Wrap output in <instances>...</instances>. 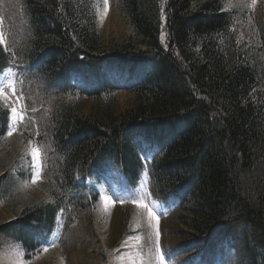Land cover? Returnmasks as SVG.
<instances>
[{
    "label": "trees",
    "instance_id": "obj_1",
    "mask_svg": "<svg viewBox=\"0 0 264 264\" xmlns=\"http://www.w3.org/2000/svg\"><path fill=\"white\" fill-rule=\"evenodd\" d=\"M110 4L126 23L117 41L100 36L99 0H20L26 32L15 35L8 54L0 46V71L12 55L40 68L32 82L24 75L19 79V96L26 103V94H32L43 103L30 124L49 134L53 154L44 177L49 200L22 205L13 220L0 225V235L12 237L26 254L36 253L34 235L48 230L58 212L69 221V210L82 205L76 178L89 176L102 161L132 175L140 162L130 134L141 129L147 139L162 141V132L182 124L186 130L168 139L151 174L157 194L180 196L166 220L176 232H159L178 240L163 242L161 252L167 259L199 252L222 226L226 233L238 231L240 264H264V3ZM143 60L151 71L125 92L101 82L100 90L84 98L60 93L57 85L72 68L99 77L113 64L133 69L137 81L141 73L135 67ZM120 94L129 96L123 108L112 105ZM85 101L89 107L83 110L77 103ZM9 113L0 107V142ZM9 175H0V201H15Z\"/></svg>",
    "mask_w": 264,
    "mask_h": 264
},
{
    "label": "rangeland",
    "instance_id": "obj_2",
    "mask_svg": "<svg viewBox=\"0 0 264 264\" xmlns=\"http://www.w3.org/2000/svg\"><path fill=\"white\" fill-rule=\"evenodd\" d=\"M251 1L252 5L264 3V0ZM99 2L101 5L98 19L100 36L104 40L115 37L113 40L117 41L119 40L117 38H120L117 36L126 34V23L114 10L113 5H110L112 0H99ZM19 4L20 0H0V11L9 24L21 27L24 18ZM3 6L5 9L2 8ZM163 25L164 20L162 19L161 28ZM4 27L5 25L0 19V46L4 51L7 48L12 51V47L8 46L5 41L4 31L6 29ZM23 28L18 29L23 31ZM162 35L163 30H161ZM10 61L18 62L13 55L10 57ZM26 72L29 73L28 70ZM0 82H2V78H0ZM20 100L19 92L13 100L6 98L0 90V107L9 108L13 115L12 129L9 128V132L0 142V175L6 172L10 173L9 177H11L16 169H21L19 170L21 173H26V166L30 165L29 179L23 178L17 182L15 201L12 202L13 199L0 201V225L13 220L22 205L39 204L49 200L46 194L48 183L38 177L39 157L35 148V143L44 149L49 148L48 137H44V140H40L38 143L36 141L37 133L33 132L34 126H29L33 120L31 115H35L43 103L33 99L32 94H26L28 120L24 121L22 130L16 132L13 124L16 117H19ZM128 100L129 96L120 94L115 97L112 105L123 108ZM77 104L83 110L89 107V103L86 101ZM27 134L32 137L28 138ZM144 150L145 145L139 152ZM50 168L51 166H48V170ZM105 169L109 170L110 167ZM13 180L16 182V179L13 178ZM101 188V203L95 204L92 208L90 205L86 207L78 205L72 212L74 220L69 226L70 234L66 237L67 243L64 250L60 248L55 253V249H40L29 260H23L17 244L11 243L6 235L1 234L0 264H163L160 257V249L164 246L163 242L166 244L168 242L176 243L178 238L165 237L166 232H176L175 227L167 222L159 223L156 220L158 215H155L154 209L147 208V204L153 205V203L147 193L146 178L141 180L134 192L121 190L118 184L110 183H105ZM105 188L109 190V193ZM14 191L15 189H12L10 193ZM136 200H138L137 203H135ZM160 231L164 233L163 236L159 234ZM217 231L221 232L220 229ZM224 233L225 231L216 237L219 240L202 258V263L233 264L239 245L237 243L233 247L229 245L226 250L227 254L224 256L223 252L227 249L228 242L233 239L228 234L224 237ZM54 236L50 238V245L53 243ZM123 247L125 252H120ZM232 254H235V257L230 261L229 258ZM192 258L193 262L198 261L197 257ZM188 259L181 256L180 262L176 261V264H185Z\"/></svg>",
    "mask_w": 264,
    "mask_h": 264
}]
</instances>
